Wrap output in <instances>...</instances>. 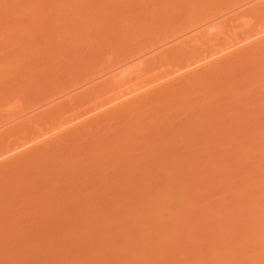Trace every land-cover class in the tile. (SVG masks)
Listing matches in <instances>:
<instances>
[{
    "label": "rangeland",
    "instance_id": "rangeland-1",
    "mask_svg": "<svg viewBox=\"0 0 264 264\" xmlns=\"http://www.w3.org/2000/svg\"><path fill=\"white\" fill-rule=\"evenodd\" d=\"M0 264H264V0H0Z\"/></svg>",
    "mask_w": 264,
    "mask_h": 264
}]
</instances>
